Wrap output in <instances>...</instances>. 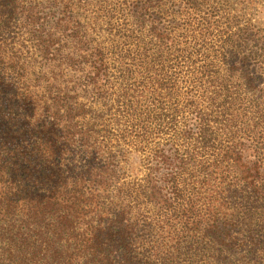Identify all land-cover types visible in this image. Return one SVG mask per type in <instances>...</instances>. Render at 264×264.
Masks as SVG:
<instances>
[{
	"label": "trees",
	"instance_id": "trees-1",
	"mask_svg": "<svg viewBox=\"0 0 264 264\" xmlns=\"http://www.w3.org/2000/svg\"><path fill=\"white\" fill-rule=\"evenodd\" d=\"M262 1L0 0V264H264Z\"/></svg>",
	"mask_w": 264,
	"mask_h": 264
},
{
	"label": "rangeland",
	"instance_id": "rangeland-1",
	"mask_svg": "<svg viewBox=\"0 0 264 264\" xmlns=\"http://www.w3.org/2000/svg\"><path fill=\"white\" fill-rule=\"evenodd\" d=\"M252 7L253 8L251 10H248L250 18L264 35V1L254 4ZM141 173L140 159L137 155H135L132 159L131 174L134 178H140Z\"/></svg>",
	"mask_w": 264,
	"mask_h": 264
}]
</instances>
